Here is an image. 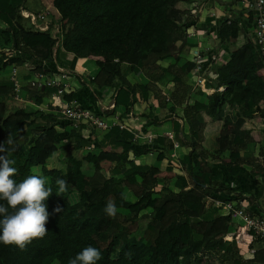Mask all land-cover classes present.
Listing matches in <instances>:
<instances>
[{
  "label": "trees",
  "instance_id": "obj_1",
  "mask_svg": "<svg viewBox=\"0 0 264 264\" xmlns=\"http://www.w3.org/2000/svg\"><path fill=\"white\" fill-rule=\"evenodd\" d=\"M198 1L50 0L58 22L51 19L48 30L41 33L20 15L25 0H0V142L9 134L14 140L7 155L17 169L12 177L17 183L35 174L53 189L45 202L50 213L47 235L25 250L0 243V264H69L87 246L101 252L97 264H263L240 257L234 241H222L231 231V217L214 206L245 200V191L234 189L231 179L257 163L247 152L253 141L247 121L264 108V69L254 41L246 35L253 16L249 14L241 26L236 17L184 23L181 15H190ZM191 28L213 32L221 46L233 47L227 61L206 65L205 90L183 81L193 61L177 72L161 65L181 59ZM241 34L246 36L238 46ZM40 52H52V57L40 58ZM80 59L95 63V77L88 80L78 74ZM8 66L17 69V95L29 104L15 98L13 82L2 75ZM59 70L78 78L80 88L72 96L82 108L103 119L116 117L118 108H123L117 116L123 121L141 100L149 109L142 116L145 125L112 126L102 132L88 123L71 124L74 132L90 127L97 152L92 162L75 154L80 146H60L53 123L58 116L39 110L56 89L38 90L28 84L37 73L52 75ZM141 74L144 84L134 86L127 79ZM107 91L112 92L108 105L113 108L105 110L100 102ZM192 94L206 96V101L193 102L185 132V122L179 123L184 119L176 110L185 108ZM167 106L169 115L161 120L155 111ZM19 113L22 118L7 133ZM164 123L171 124L182 151L178 173L169 159L173 144L167 137L152 136L146 144L136 141ZM145 155H156L159 166L134 163L135 157ZM165 162L164 170L173 174L168 178L162 175ZM259 172L255 169V186ZM57 178L67 181L62 196L56 194ZM134 187L141 192L136 198L140 203L126 198L125 190L135 191ZM109 201L116 205L115 217L104 212ZM57 207L60 213L54 212ZM182 226L188 228L185 244H175Z\"/></svg>",
  "mask_w": 264,
  "mask_h": 264
},
{
  "label": "crops",
  "instance_id": "obj_2",
  "mask_svg": "<svg viewBox=\"0 0 264 264\" xmlns=\"http://www.w3.org/2000/svg\"><path fill=\"white\" fill-rule=\"evenodd\" d=\"M253 0H199L197 4H195V11L198 17V24L204 22L207 18H214V19H231L236 17L239 19V25H244L251 14L252 17V23L254 21V15L253 13H250V8L247 7V4H251ZM198 32V33H196ZM249 32V34H248ZM247 37H249L251 40L254 41L253 34H252V26L248 29ZM242 35V34H241ZM187 42L189 46H185L183 48V56L181 59L177 62H174L173 60L169 61H163L161 62L162 66L167 67L169 63H175L177 69L183 65L184 63L188 61H193V53L195 51H202L201 56L203 58H209L212 55L216 56V60L214 62H223L227 61L230 53L227 54V47L221 46L219 43V40L217 36L213 33H207L205 30L197 29L196 31H192L191 33H188L187 35ZM244 43V39L240 40V42L237 44L238 46H241ZM193 45L195 47H193ZM233 48V47H232ZM231 48V51H233ZM207 61V60H206ZM94 63L92 60L87 59H80L77 63V72L82 73L87 78L95 77V75H90V69L92 66V63ZM95 65V63H94ZM96 67V65H95ZM176 72V71H174ZM208 73V72H207ZM206 73V74H207ZM82 75V76H83ZM82 78V77H81ZM83 81L84 78L82 79ZM132 85L137 86V84H144L146 82V78L141 74L139 76H134V78H131L128 80ZM185 83H189L191 85H194L196 82V77L192 73H189V75L185 76L183 79ZM135 82H138L134 84ZM78 87V86H77ZM80 88V85L77 89ZM138 92V89H137ZM112 95V92L108 94L107 92L104 95L105 98V104H109L110 97ZM207 95V94H206ZM107 96V97H106ZM109 98V99H108ZM206 101V96L199 98L198 96L192 94L189 98V102L185 105V108L177 109L178 115L180 117H183V121H179V123L185 122V132L188 131V127L186 125V120L188 119L189 115L192 111V105L194 101ZM50 101H57L56 98L52 99L51 97L45 98L43 100L42 105L39 107V110L41 112H53L54 108L53 105L50 104ZM76 101V100H75ZM77 102V101H76ZM78 103V102H77ZM169 106V105H168ZM168 106L166 108H157L155 113L158 114L159 118L162 120L166 116L169 115L168 112ZM185 109V112H183ZM123 108H118L117 114L121 115L123 113ZM149 109L147 104L142 102L141 100L133 106L132 112L129 115V117L123 121H121L117 116L113 118H106V121L108 123H113L115 119L123 124L124 126H129V128H141L145 125L146 120L144 117V114H148ZM176 118V115H171V119ZM212 126L208 127V131L212 130ZM247 128L251 131L253 141L251 144L247 146V152L251 153L253 157L257 159V163L255 167H245L242 171V175L232 178L231 181L233 184L234 189H239L241 191H245V200L239 201L237 203L238 206H241L242 204H245L247 206L248 211H251L255 214H263L264 215V121L259 119H252L247 121ZM151 136H164L167 137L168 134H173L172 132V126L170 123H164L160 125L159 127H154L150 129ZM137 143L146 144L149 143V138H137ZM177 152L178 156L182 153L181 149L178 147V149L175 150ZM147 156V155H146ZM146 156H140L135 157L133 159L134 163L138 165L147 164L146 163ZM150 156V155H148ZM156 156V155H155ZM223 157H226V154L223 155ZM145 158V159H144ZM156 160V157H155ZM216 164L215 170H218L219 162H214ZM217 168V169H216ZM259 168L261 172L258 174L257 178V186L253 183V178L255 176V169ZM258 172V171H257ZM253 196L254 199H251L250 196ZM238 219L234 220V223L232 224L233 227L240 224V221ZM237 221V222H236Z\"/></svg>",
  "mask_w": 264,
  "mask_h": 264
},
{
  "label": "built area",
  "instance_id": "obj_3",
  "mask_svg": "<svg viewBox=\"0 0 264 264\" xmlns=\"http://www.w3.org/2000/svg\"><path fill=\"white\" fill-rule=\"evenodd\" d=\"M247 7L250 8L251 12L254 15V21L252 26V34L254 38V44L259 56L261 66L264 69V0H253L251 4H247ZM192 13L195 14L196 11L192 10ZM20 15L29 20L31 24L35 26V31L45 33L48 30L49 22L48 11L46 12H28L25 10L20 11ZM198 33V32H196ZM202 51H195L193 53L194 58V67L192 73L196 77L195 85L205 86V75L207 72L206 65L209 62H214L217 58L215 55L210 56L209 58H203L201 56ZM207 60V61H206ZM10 71L8 76L13 82V91L15 93V98L22 100L23 95L19 98L17 93L20 90V85L17 80V69L14 66H9ZM79 74V73H78ZM28 84L38 90L43 88H54L56 92L52 94V99L56 98L57 101H50V104L53 105L54 114L59 113L71 122L73 126L77 124H90L95 126L99 131H106L112 126H119V128L126 127L123 124L119 123L116 119L113 123H108L106 119L94 115L88 109H84L71 97L73 91L79 87L78 78L75 75H71L65 71H57L55 74L46 75L44 73L35 74L29 81ZM77 84L78 87H75ZM205 90V88H204ZM100 105L103 109H112L113 105L102 104ZM147 138V137H146ZM149 141L152 139V136H149ZM167 138L173 144V150L171 152V157H178L176 149H178V144L174 140V134H168ZM215 207H219L221 211L226 212L225 215L231 217V227L232 230L228 233L226 238H223L222 241H234L238 254L240 257L245 260H252L254 256L264 250V215L255 214L247 209L238 206L237 203L231 202L223 204L220 202L214 203ZM238 219L240 224L233 227L232 224L234 220Z\"/></svg>",
  "mask_w": 264,
  "mask_h": 264
},
{
  "label": "clouds",
  "instance_id": "obj_4",
  "mask_svg": "<svg viewBox=\"0 0 264 264\" xmlns=\"http://www.w3.org/2000/svg\"><path fill=\"white\" fill-rule=\"evenodd\" d=\"M13 144L11 134L6 141L0 142V153H5L0 155V201L6 202L0 203V243L25 250L33 240L43 239L48 233L46 225L50 213L45 202L53 189L46 187V179L39 175H29L19 183L12 178L17 169L12 166L14 161L7 153L10 151L8 146ZM55 184L58 186V196L68 190L67 181L63 178H57ZM61 211L60 207L54 209L56 213ZM104 212L109 217H115L116 205L109 201ZM101 258L99 249L87 246L70 259L69 264H97Z\"/></svg>",
  "mask_w": 264,
  "mask_h": 264
},
{
  "label": "rangeland",
  "instance_id": "obj_5",
  "mask_svg": "<svg viewBox=\"0 0 264 264\" xmlns=\"http://www.w3.org/2000/svg\"><path fill=\"white\" fill-rule=\"evenodd\" d=\"M24 9L26 11H28V12H43V11L46 12V11H48V13H49L48 18H47L48 22L51 21V19L52 20L54 19V21L57 20V17H56L57 14L55 13L54 9L51 7L50 0H25ZM186 15L187 16H185V13H183L181 15V19H182V21L184 23L185 22H190V21H192V22L195 21V23L198 24L197 14H193L191 12L190 15L189 14H186ZM57 22H58V20H57ZM192 31L194 32V28L189 29L187 31V35H188V33H191ZM248 34H249V32H248ZM245 36H246L245 34L242 35V36H239L237 38V40H236L237 44L240 42V40H243L242 37L245 38ZM231 48H232V46L227 47V54L228 53H232ZM232 50H233V48H232ZM39 55H40V58L44 57L43 59L47 60V59H50L52 57V52H47V53L40 52ZM165 61H169V60H165ZM168 66H169V68H170V70L172 72H174V71L177 72V67H176L175 63L171 62V63H169ZM97 69L98 68L95 67L94 63H92L91 69L89 71L90 75H95L97 73ZM9 71H10V67L8 66V67H6V69L2 73V75L3 76H7ZM130 78L132 80V78H134V75L129 76L127 79L129 80ZM87 79L89 80V78H87ZM136 83H138V82H135L134 84H136ZM75 87H77V84H75ZM107 93L110 94V91H107ZM71 97L73 98V96H71ZM23 99H24L23 102H25L26 97H23ZM25 104H29V103L25 102ZM102 104H105V98H103V103ZM0 112H2V107H0ZM183 112H185V109H184ZM176 113H178V111H176ZM55 114L58 117L55 118L53 123L58 127L57 140H58L59 145L60 146H65V145L69 144L71 147L80 146L81 149L78 152H75V154L79 158L80 157L84 158L87 161H90V162L94 161L95 158H96L97 152L94 150V145L92 143V138L93 137H92V134L90 132V127L87 126L88 128L85 129V130H82L80 132H74L75 130H74L73 126L71 125V122H69L68 120L63 118V116L61 114H59V113H55ZM22 116H23L22 113H19L17 116H15L13 119H11L12 122L10 123V125L8 126V129L6 130L7 133L10 132V128L14 127L15 123L18 121V119L22 118ZM255 118L264 121V108H263L262 112L259 113V115H257ZM211 134L212 133H209V136ZM1 135H2V133L0 132V136ZM169 156H170L169 159L171 160V165L174 168L173 172L178 173L179 172V166H178V158H179V156L177 158L171 157V153H170ZM155 157H156L155 155H150V156L147 155L145 157L146 158V163L148 165L159 166V163L156 162ZM161 166H162L161 168L163 170V172H162L163 176L168 178L170 176V174L173 175L172 173L168 174L164 170V167L166 166V162L163 163ZM134 190L135 191L125 190L126 198L128 200H130V201H133V202L135 200L137 201V199H136L137 196H139V194H141L140 190H138L137 188L134 187ZM147 193L148 192H143L142 195L145 196ZM145 198H147V200L149 202L152 201L151 197L147 196ZM140 202H141V200L137 201L136 203H140ZM209 204H211V202L207 200L206 201V206H210ZM241 207L242 208H247V206L245 204H242V203H241ZM220 213L222 215L226 214V212H224V211H220ZM202 226H203V228H205V224H203ZM206 228L209 229L208 226H206ZM230 230H232V227L230 228ZM206 231H208V230H206ZM180 234H181V239L175 240L173 242L175 244L184 245L185 244V238H187V236H188V228L185 227V226H182L181 229H180ZM254 258H255L254 261L264 264V253L263 252H261L260 254H257Z\"/></svg>",
  "mask_w": 264,
  "mask_h": 264
}]
</instances>
